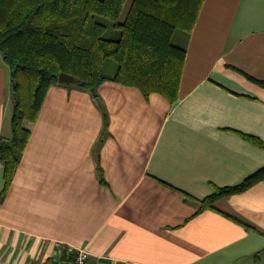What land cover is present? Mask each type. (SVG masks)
Returning a JSON list of instances; mask_svg holds the SVG:
<instances>
[{"label":"crops","instance_id":"0c3cea01","mask_svg":"<svg viewBox=\"0 0 264 264\" xmlns=\"http://www.w3.org/2000/svg\"><path fill=\"white\" fill-rule=\"evenodd\" d=\"M10 83L0 53V137ZM97 94L50 89L3 201L0 163V264H57L60 244L88 264H264V181L194 201L264 168L247 138L264 143V0H206L175 104L113 81Z\"/></svg>","mask_w":264,"mask_h":264},{"label":"trees","instance_id":"16d2710c","mask_svg":"<svg viewBox=\"0 0 264 264\" xmlns=\"http://www.w3.org/2000/svg\"><path fill=\"white\" fill-rule=\"evenodd\" d=\"M0 0V53L10 69L12 132L0 137L3 201L18 170L50 89L62 73L91 91L106 81L160 94L175 104L190 36L206 0ZM116 64L107 73L108 61ZM106 127L108 114L104 108ZM260 147L264 143L247 137ZM101 180L106 182L103 174ZM264 181V168L240 185L216 188L197 213ZM189 200H192L188 198ZM248 228L251 226L247 225ZM259 257V255H257Z\"/></svg>","mask_w":264,"mask_h":264},{"label":"built area","instance_id":"2783aa9c","mask_svg":"<svg viewBox=\"0 0 264 264\" xmlns=\"http://www.w3.org/2000/svg\"><path fill=\"white\" fill-rule=\"evenodd\" d=\"M60 259L57 264H88L91 254L86 249L60 244Z\"/></svg>","mask_w":264,"mask_h":264},{"label":"rangeland","instance_id":"374dc122","mask_svg":"<svg viewBox=\"0 0 264 264\" xmlns=\"http://www.w3.org/2000/svg\"><path fill=\"white\" fill-rule=\"evenodd\" d=\"M130 5H131V0L128 1V4H127V6H126V8L124 10V13H123L124 16H123V18L125 17V15H126L128 9H129ZM106 69H107L106 71H107L108 74H113L115 72V70H116V64H115V62H113L111 60L108 61L107 68Z\"/></svg>","mask_w":264,"mask_h":264},{"label":"water","instance_id":"95a60500","mask_svg":"<svg viewBox=\"0 0 264 264\" xmlns=\"http://www.w3.org/2000/svg\"><path fill=\"white\" fill-rule=\"evenodd\" d=\"M76 82H77V80L74 76L66 74V73H62L59 77V83L60 84H73Z\"/></svg>","mask_w":264,"mask_h":264}]
</instances>
